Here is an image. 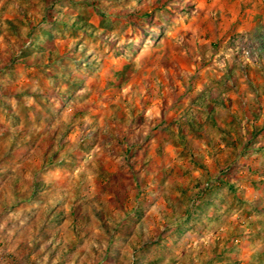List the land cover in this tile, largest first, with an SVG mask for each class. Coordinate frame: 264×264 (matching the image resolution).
<instances>
[{"label": "rangeland", "instance_id": "1", "mask_svg": "<svg viewBox=\"0 0 264 264\" xmlns=\"http://www.w3.org/2000/svg\"><path fill=\"white\" fill-rule=\"evenodd\" d=\"M63 1L0 0L2 136L8 133L7 128L30 127L44 133L48 127H63L67 145L62 147L61 153L76 157V163L67 162L39 170V174L52 180L58 189L81 184L85 186V194L81 191L85 199L93 194L98 200L110 201L107 205L116 207L121 216L125 213L132 215L133 208H138L142 215L144 239L160 238L169 245L177 242L173 249L178 256L189 249L193 250L196 260H201L202 257L209 258V254L213 256L215 249L222 253L229 247L238 250L236 255L230 253L239 260L237 264H264L260 260V252L264 251V134L257 139L261 146L248 148L246 154L239 156L211 147L213 137H219L216 134L219 119L230 130L225 131V138L236 140L237 148L229 142L235 154L246 141L242 132L249 123L250 128L264 131V44L250 35L254 32L264 36V0H68L76 5ZM82 1L86 6L81 5ZM97 5H102L105 11L99 10ZM134 10L153 12L151 23L144 21V17ZM89 11H93L89 16L92 24L89 29H75L76 17L87 15ZM98 11H103L102 16ZM50 13L56 18L53 27L50 16L44 23L41 19L42 14L48 16ZM7 18L22 26L28 37L36 26L35 21L41 20L38 26L43 34L41 44L45 51L30 54L25 60L29 63L38 61V56L43 54L42 62L45 63L50 61L48 52L64 54L68 58L64 59L66 72L77 73L81 84L73 90L65 80L55 84L34 65L27 64L26 67L20 54L25 49L24 37H18L8 27ZM48 31L55 36L49 43L45 35ZM233 35L237 40L231 39ZM122 39L138 43H126L123 49L117 48ZM185 44L192 46L195 55L186 51ZM196 46L200 47L202 54L196 51ZM228 69L231 72L223 87L220 80L224 79ZM71 73L68 78L72 77ZM57 85L63 90L61 93L54 89ZM25 104L31 108L26 110ZM10 112L16 113L20 119L13 123L8 117ZM256 114L261 115L259 125L255 124ZM162 117L165 122H161ZM240 117L244 118L243 122ZM170 120L175 123L171 124ZM156 124L157 130L152 135L150 132ZM180 127L187 135L186 142L178 132ZM207 127L212 128V134ZM193 132L211 147L212 155L205 151L202 141L194 137ZM124 134L127 137L118 148L125 155L137 151L135 163L132 162V184L129 175L122 174L125 157L116 146H112L113 136ZM190 145L194 152L200 153L199 161L207 163L212 172L214 157L235 159L230 162L237 167L235 177L231 176L230 180L236 184L234 193L238 201L252 213V231L243 225L246 212L240 214L230 197L229 202L215 201L223 212L219 219L204 218L196 225L201 231L187 232L178 241H173L178 237L172 230L174 214L183 210L186 204L187 194L182 190L186 188L193 193L195 183L192 177L202 172L193 168L186 158ZM25 153V148L14 152L18 161ZM29 153L28 161L37 165L41 153L39 145L26 154ZM98 164H103L105 169L98 168ZM182 168L188 171L182 173ZM102 170L115 171L120 176L129 198L122 197V206L103 190L101 180V184L96 183L97 173ZM8 181L6 174H0L1 188L9 189ZM112 189H115L112 194L121 195L119 187ZM221 190V198L230 195ZM69 197L64 203L67 207L73 201ZM229 205L233 206L227 208ZM226 222L239 224L243 230L227 245L223 243L217 247L215 238L225 235ZM5 227L6 222H0V237ZM59 230L55 243L57 254L53 261L48 260L46 251L41 259L35 253H29L28 258L17 252L7 238L4 244L0 243V264H113L112 256L124 258L122 253L115 252L111 257H103L104 249L97 244L96 248L101 251L93 253L94 238L90 229L75 236L70 220L60 223ZM94 232L99 233L97 226ZM69 244L72 247L69 248ZM113 244L114 251L122 248L131 252L128 246ZM40 248L45 250L44 245ZM64 248L65 254L58 257ZM168 251L169 247L165 252ZM170 257L172 254L165 260Z\"/></svg>", "mask_w": 264, "mask_h": 264}, {"label": "trees", "instance_id": "2", "mask_svg": "<svg viewBox=\"0 0 264 264\" xmlns=\"http://www.w3.org/2000/svg\"><path fill=\"white\" fill-rule=\"evenodd\" d=\"M68 2L71 5H76V2L74 1ZM82 2L83 3L81 5H85L84 1ZM97 8L99 10L104 9L102 5H97ZM52 9H54V7ZM103 11H98L97 13L102 16ZM146 11L147 10H142L140 12L139 10H136L135 12H139V14L144 17V21H146L147 23H151V14L153 12ZM91 12L93 11L87 12V15H80L76 17L75 23H73L75 29H89V26L92 25L89 21V16L90 14H92ZM51 15L52 13H50L48 16H43L42 14L41 19L44 23L47 21V19H49L47 17L50 16V24L53 27L55 25L54 21L56 18L52 17ZM6 22L9 23L8 27L12 28V30L17 33L18 37H24L25 49L24 51L21 50L20 54L21 57L24 58L26 67H28L27 64L29 66L34 65L39 71L42 72V74L48 75L52 82H56L55 84H57V81L59 80H65V82L69 83L68 87L73 90H75L77 86L81 84L77 73L73 74L71 73V71L66 72L67 67L65 64L66 62L64 61L68 60V58L65 57L64 54L61 55L59 53L58 55L57 53L54 54L53 52L47 51L48 53H50L51 57L49 59L50 61H46L45 63L42 62L43 54L38 56V61L29 63L27 60H25L26 57H30V54L36 52L43 53L45 51H43L44 47L41 44V36H43V34H41L38 26L39 22L41 23V20L35 21L36 26L29 36L31 37L30 39L28 35H25L26 32L24 31V28H22V26H18L10 18H7ZM258 33H260L259 29ZM45 35L47 36L46 42L48 43L53 41L55 37L54 34L50 31H48ZM250 35L252 36V39H258L264 44V36H262L261 34L255 35L254 32H251ZM240 36L244 38V34H241ZM231 39L237 40L236 36L234 35L231 37ZM184 46L186 47V51L190 55H195V50H193L192 46L187 44H185ZM233 48H235V43ZM196 51L202 54L200 52L199 46H196ZM234 51L236 54L237 50L234 49ZM71 61H73V59H71ZM8 71L11 72L12 67L8 69ZM229 72L231 71L228 69L226 75H224V79L220 80V84H222V86L227 84L226 79H228L229 77ZM69 73H71L70 75H72V77L70 78H68ZM262 80H264V78ZM256 81L259 80L256 79ZM258 85L260 84L258 83ZM249 86L251 88V85ZM54 87V89L58 93H61L63 91L60 89L59 85ZM55 90H53V92H55ZM51 92L52 91L49 90V94H51ZM21 104L24 103L21 102ZM25 107L26 110L31 108L29 104H25ZM189 109L191 108H188V110ZM183 112H186V110H184ZM25 116L26 120H29V116ZM260 116V114H256V125H259L262 122L259 120ZM8 117L11 121H13V123L14 121L16 122L18 119H20V117H17L16 113L14 114L13 112L8 113ZM143 119L144 118H142L140 122H142ZM243 119L244 118L240 117V122H243ZM165 120L166 119L164 117L161 118V122H165ZM221 120L222 119H219V128L216 133L217 135H219V137H213V146H211L213 147V150H217L219 152L225 150L228 151V153H231V156H239L241 154H246L248 152V148H258V146H261V143L258 144L257 139L259 140V137L264 134V131L257 129V127L250 128L249 123L245 128L246 133L244 131L242 132L246 138V141L244 144H242L240 152L238 154L232 153V144L230 145L229 142H233V146L236 147V140L233 139L232 141H230L229 139L225 138L227 136L225 134V131H228V128L223 124V120ZM170 123L174 124L175 120H170ZM233 123H236L234 119ZM201 124L202 123H200V126ZM220 125L222 126V128ZM157 127V124L153 126L150 132L152 135L155 134L154 131ZM7 129L8 133H4V136H2L3 133L0 132V174H2V176L6 174L7 179L10 180V182L8 181V184H10L9 189L0 187V222H6V227L2 229L1 233L3 235L0 237L1 244H4L5 240L9 238L10 243L15 245L17 252L24 253L26 257L30 258L29 253H35V255L39 259H41L43 258V255L46 251L48 260L53 261V256L57 254L55 243L58 242L57 234L60 231V223H62L64 220H70L75 236H78L82 230L88 231L90 229L91 234H93L94 238L91 246V250L93 253L97 254L101 251L96 248L95 245L97 244L101 249H104V253L102 254L103 257H111L114 252L117 254L122 253L124 255V258H120V256H112L113 264L239 263V260L233 258L238 250H232L229 247L223 249L222 253L220 251L218 252V250L215 249V251L213 252V256L209 254V258L202 257L201 260H196L193 250L189 249L183 250L182 255L178 256L177 254H175L173 249V246L177 244V242L169 245L166 241L160 240V238L151 241H146L144 239L142 215L140 214V210L138 208H133L134 214L132 215L125 213L121 216V214L117 212L116 207L114 208V206L110 207L107 205V202L110 201L104 202L103 200H98L96 196L94 197L93 194H91L90 196H86L85 199L83 197L84 195L81 194V191H83L84 193L85 186H82L81 184L76 187L70 186V188L58 189L53 185L54 182L52 180L47 179L43 175L41 176L39 174V170L41 169L44 170V168H50L54 165L66 164L67 162L76 163L77 161L76 157L70 156L68 153H66L67 155L65 153H61L62 147L67 145V141L64 139L65 130L63 129V127H59L57 129L48 127L44 133L35 131L30 127H24L22 129L15 130H13L14 128L12 130H10L9 128ZM206 129L211 134L213 133L212 128L207 127ZM178 132H180V134L183 136L184 141L186 142V140L188 139L184 130L180 127ZM228 132H230V130ZM193 133L194 137H198L196 132ZM202 134L203 133H200V135ZM124 137L127 136L125 134L121 137L113 136L112 146L113 148L116 146L115 148L117 149V151L125 157V164L123 166L122 174L129 175L132 184L134 178L132 162L135 163L137 151L128 152V155H125L122 150L118 148ZM198 139L199 141H202L201 143L204 145L205 151L207 150V153L209 155H212L210 151L211 147L208 146L203 138L198 137ZM36 145H39L41 149V153L39 156L40 162L37 165L28 161L27 158H30L31 154H26L32 149V147ZM188 147L190 149L189 153L184 152L186 154L187 160L193 168H199L202 172L199 176L192 177V181L195 183V191L193 193L186 188L182 190L183 193L187 194V197L185 198L186 204L184 205L185 208L183 210H180L174 214V227L172 230L178 237L173 241H178V238L185 235L187 232L201 231V228L196 225L197 223H201L202 221H204V218L209 220L219 219L223 212L215 203V201H227V199H229L230 197L234 201L236 209L240 212V214H243L242 212H246L243 225H245L248 230L252 231L251 224L254 222L251 217L252 213L246 211V207H243V205L238 201V198L234 193V191H236V184L230 180L231 176L235 177L234 173L236 172L237 167L234 166L233 163H230L235 159L229 161L226 156L214 157L215 165L212 166L214 171L212 172L207 163L199 161V157H201L200 153L194 152V147H192L191 145ZM22 148H25L26 153L24 154L25 156L19 158L21 160L18 161V158H16L14 152ZM26 160L27 162L25 164ZM98 166V168L100 169H105V167H103V164H98ZM187 171L188 169L182 168V173H186ZM28 174H32V176L30 177ZM96 177H98L96 183L101 184L100 182L102 181L103 190L105 192H109V197L111 199L113 198V196L116 198L118 206H122V197H124V199L125 196L126 198H128V193L125 185L120 181V176L116 174L115 171L102 170L97 173ZM113 187H119L121 195L117 196V192H114L112 194V190L115 191V189H112ZM87 189L88 188H86V190ZM221 189L227 191V193L229 192L230 195H228L227 198H221ZM65 192L67 193V196H70L73 200L68 207L64 204L67 199ZM167 199H169V197H167ZM37 203L40 204L37 205ZM232 206L233 205H229L227 206V208H231ZM165 215L166 219H168L169 215H167V213ZM95 226H97V228L99 229V233L94 232ZM225 226V235L217 236L215 238V246L217 247L223 243L227 245L230 240H233L236 238V236H239L241 234L240 232H242L243 230L242 226L239 227V224L234 225L232 222H226ZM116 242L121 245L119 247L128 246V248L131 249V252L127 253L125 250H122V248L114 251L112 245H114L113 243ZM42 245L45 246V250L43 251L39 250L41 249L40 247ZM68 246L69 248L72 247L71 244H69ZM168 247L169 251L166 253L165 250ZM151 248L153 249L151 250ZM159 248L161 249L159 250ZM65 252V248L61 249L60 253L57 256H63ZM230 253L234 255H231ZM169 254H172V257H170L171 259L168 258L169 260H165L167 255ZM260 255L262 256L260 260L264 261V251L260 252Z\"/></svg>", "mask_w": 264, "mask_h": 264}, {"label": "clouds", "instance_id": "3", "mask_svg": "<svg viewBox=\"0 0 264 264\" xmlns=\"http://www.w3.org/2000/svg\"><path fill=\"white\" fill-rule=\"evenodd\" d=\"M126 43H138V41H125V40L122 39V40L119 41V43L116 45V47L120 48V49H123V47H124V45ZM118 55H119V53H118ZM127 91H128V89H125V92H127Z\"/></svg>", "mask_w": 264, "mask_h": 264}]
</instances>
